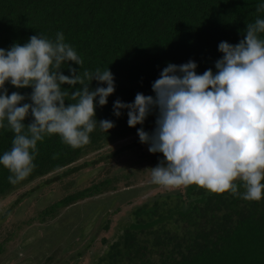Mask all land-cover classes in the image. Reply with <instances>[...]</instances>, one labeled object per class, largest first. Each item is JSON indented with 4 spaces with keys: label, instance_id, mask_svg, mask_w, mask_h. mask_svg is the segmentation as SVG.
Returning a JSON list of instances; mask_svg holds the SVG:
<instances>
[{
    "label": "trees",
    "instance_id": "1",
    "mask_svg": "<svg viewBox=\"0 0 264 264\" xmlns=\"http://www.w3.org/2000/svg\"><path fill=\"white\" fill-rule=\"evenodd\" d=\"M261 3L264 0H0V48L23 45L33 35L55 40L62 32L65 43L83 59L81 68L69 62L71 67L81 73L110 69L116 85L107 105L97 103L96 109V119L110 120L114 128L107 132L97 124L89 134L90 142L78 148L65 144L59 135L45 136L37 144L33 172L15 185L8 179L12 173L0 164V199H10L5 211L0 208V224L15 218L25 204L40 208L32 219L20 223L29 228L31 223L38 224L23 240L26 249L32 250L24 256L26 262L78 264L87 254V264H264V198L248 201L193 184L183 192L148 198L115 222L112 217L120 211L115 201L127 204L140 188L128 189L129 194L114 196L115 201L100 202L98 207L86 204L118 181L114 172L100 179L112 158L145 143L138 138L110 154L103 152L104 147L138 135L140 128H156L158 110L142 125L130 127L127 109L119 117L114 114L115 101L133 103L137 93L155 96L152 85L169 63L195 61L198 74L207 69L215 73V63L223 56L218 45L222 41L238 44L247 23L264 19V12L256 10ZM62 67L65 75H71L67 64ZM98 86L106 87L91 82L92 89ZM5 87L9 95L19 92L29 97L32 92L10 83ZM63 87L74 90L70 85ZM32 120L29 115L24 123ZM13 138L8 127L0 128V156L11 149ZM99 152L103 154L97 156ZM73 177L75 183L63 187ZM243 191L240 187L239 192ZM81 201L85 212L78 218L61 213ZM17 230L1 239L0 253ZM55 247L63 258L47 255Z\"/></svg>",
    "mask_w": 264,
    "mask_h": 264
},
{
    "label": "clouds",
    "instance_id": "2",
    "mask_svg": "<svg viewBox=\"0 0 264 264\" xmlns=\"http://www.w3.org/2000/svg\"><path fill=\"white\" fill-rule=\"evenodd\" d=\"M256 10L264 12V3ZM218 50L223 56L215 63V73L207 69L198 74L195 61L169 63L152 85L155 96L137 93L133 103L117 100L114 114L119 117L127 109L128 125L136 127L158 110L153 133L138 129L148 151L165 158L151 168L153 183L194 184L216 194L230 192L259 201L264 198V19L247 23L238 44L222 41ZM69 62L83 65L62 32L55 40L33 35L23 45L0 48V128L14 133L0 164L12 173L8 179L13 185L33 172L37 144L45 136L59 135L65 144L78 148L90 142L97 124L107 132L115 127L110 120L96 119L97 103L107 105L115 92L111 70L81 73ZM65 64L71 75L63 73ZM93 80L106 87L92 89ZM6 83L31 88V95H9ZM26 99L31 103H23ZM29 115L33 120L25 124Z\"/></svg>",
    "mask_w": 264,
    "mask_h": 264
},
{
    "label": "rangeland",
    "instance_id": "3",
    "mask_svg": "<svg viewBox=\"0 0 264 264\" xmlns=\"http://www.w3.org/2000/svg\"><path fill=\"white\" fill-rule=\"evenodd\" d=\"M155 130L149 129L148 133H153ZM139 136H130L123 141H119L116 143L109 144L104 147L103 152L105 154H110L114 150H116L118 147H120L122 144H127L130 141L138 139ZM149 145L145 144L141 148H134L132 150H129L127 152L121 153L120 155H117L115 158H112L113 160L107 165V171L104 176H101L100 179L103 180L107 178L108 176H112L113 172L117 173L115 174L118 178V181H113L111 185L109 186V191L103 193L100 196H97L96 198H93L92 200H87V202H90L88 204L93 205V207H98L100 205V202H107L110 200V202L115 201L112 200L114 196L119 195L120 197L123 194H129L128 189H141L138 196L131 198L130 201L127 204H123L122 202L119 203L118 201H115L117 206L120 207V211L116 214V217H112V219L115 221L119 220L121 217L120 214L126 213L134 205L140 204L143 201L147 200L148 198L155 197L158 194H164L166 192H183L186 186H179V187H165L162 185H158L152 182V169L156 166H158L162 161L165 160L162 153H150L148 151ZM103 154L102 152L97 153L98 155ZM96 155H90L89 157L92 158ZM88 157V158H89ZM123 175L128 176L127 180L123 179ZM75 177L72 179H67L66 182L63 183V187L70 186L75 183ZM88 183H86L87 185ZM77 185V184H76ZM83 185L81 184L80 187ZM76 189H79L78 187ZM22 192L25 189H20ZM61 192H63L62 187L60 189ZM70 190L73 191L75 188L73 187ZM69 190V192H71ZM11 196V194H10ZM59 197V196H58ZM13 198V197H11ZM127 200V199H125ZM34 202V201H33ZM10 203L9 198L0 199V208L1 210H6L8 208V204ZM84 201H81L79 203H76V205L73 207V209H70L67 211H61L64 214L68 215L72 219H76L79 217L80 214H83L85 212V206ZM88 206V205H87ZM34 210L40 211V208L38 207L36 209H33L32 204H25L23 205L22 209L19 210V212L16 213L15 218H10L0 224V241L1 239L6 236L9 232L17 230L18 234L14 239L10 240L5 244L4 251L0 253V264H31V262H26L24 259V256H29L32 253L31 247L28 246V249H26V244H23L24 238L30 234V230L33 228H38L37 222L31 223L34 224L30 228L25 225H20V223L27 221L28 219H32L34 214ZM36 213V212H35ZM87 222V221H86ZM3 228V229H2ZM2 229V230H1ZM2 231V232H1ZM28 245H31L28 243ZM58 246H61L59 244ZM57 246V247H58ZM57 247H55L53 250H48L47 255H55V259L57 258H63L64 255H61V250H58ZM25 250V252H24ZM28 253V254H27ZM44 258L42 259V261ZM26 262V263H24ZM88 258L87 254H85L80 260L78 264H87Z\"/></svg>",
    "mask_w": 264,
    "mask_h": 264
}]
</instances>
